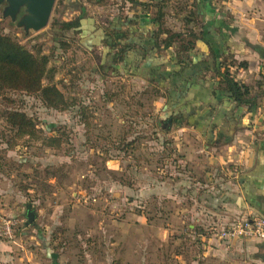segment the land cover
Instances as JSON below:
<instances>
[{
    "label": "rangeland",
    "instance_id": "374dc122",
    "mask_svg": "<svg viewBox=\"0 0 264 264\" xmlns=\"http://www.w3.org/2000/svg\"><path fill=\"white\" fill-rule=\"evenodd\" d=\"M133 1L55 0L39 31L19 26L25 8L14 20L4 14L8 3L0 6V35L36 59L46 58L43 84L58 90L64 102L50 106L41 94L20 89L27 82L0 79L18 87L0 90V264H264V254L237 253L217 236V229L237 220H217L215 210L202 205L219 193L204 194L203 187L189 193L191 177L200 175L182 160L188 141L202 153L200 135L185 127L189 117L169 107L170 97L184 102V96L177 98L183 80L172 79L179 88L170 96L124 64L116 71L102 68L109 59L102 43L107 29L128 32L130 26L153 43L152 30L145 29L155 28L159 10L156 29L163 42L202 24H186L191 0H145L144 9ZM81 10L83 28L60 32L57 21L74 20ZM174 51L160 55L170 61ZM165 63L160 72L171 70ZM12 69L0 66L6 75ZM194 71L198 78L209 75L205 68ZM31 74L21 69L19 76L27 80ZM260 108L262 123L256 126L264 135V103ZM9 111L24 113L42 138L56 137L61 147L21 137L7 119ZM28 207L36 214L29 226Z\"/></svg>",
    "mask_w": 264,
    "mask_h": 264
},
{
    "label": "crops",
    "instance_id": "0c3cea01",
    "mask_svg": "<svg viewBox=\"0 0 264 264\" xmlns=\"http://www.w3.org/2000/svg\"><path fill=\"white\" fill-rule=\"evenodd\" d=\"M191 2L195 4L198 23L202 21L193 29L202 33L204 40H197L194 51L187 57L190 65L186 69V78L180 79L184 83L182 94L177 95L181 99L184 96V102L178 103L173 97L169 106L175 113L184 112L190 118L185 127L200 135L202 153L195 152V141H188V153L182 160L200 175V178L191 177L189 193H196L198 188H205L204 194L219 193L220 196L202 202L215 210L217 220L264 217V135L256 126L258 122L262 123L257 117L264 103V0ZM153 29L148 27L145 31L149 33ZM171 50H175L172 56L177 59V48ZM162 57L154 54L146 59L162 63L165 61ZM226 59L235 60L236 77V65L247 64V68L239 69L238 77L251 88L252 96L256 98L255 106L236 104L226 88L217 82L211 68L214 61L219 63ZM197 67L209 70V75L196 77L193 73ZM171 69L174 75L179 68L171 66ZM227 243L237 247V253L260 254L263 259L264 243L257 239Z\"/></svg>",
    "mask_w": 264,
    "mask_h": 264
},
{
    "label": "trees",
    "instance_id": "16d2710c",
    "mask_svg": "<svg viewBox=\"0 0 264 264\" xmlns=\"http://www.w3.org/2000/svg\"><path fill=\"white\" fill-rule=\"evenodd\" d=\"M126 1L129 3H134L133 0H125V2ZM139 2H141L140 4L143 9L148 8L149 4L143 3L145 2V0H140ZM155 3L157 5L161 4L162 0ZM191 7L193 12H191L190 14L193 17H191V15L187 16L188 19L186 21V24L189 23V25L198 22V15L195 10V4L191 5ZM161 17L162 13L161 10H159L157 19L153 20V24L155 25L151 37L153 44H148L146 40L142 39L135 33L133 28L129 29V32H124L117 29L105 30V34L102 37V43L104 46V54L109 59L105 60L108 62V65H103L102 68H104L106 71L109 68H112L113 71H116L121 64H124L125 66H127L125 70L129 71L130 69H132L133 73H135L136 75L143 76L144 78H151L152 82H156L160 85V91H163L162 87H166L168 94L171 96L173 94L172 92L176 91L179 88V84L174 83L171 77L173 76V79L177 80L186 78V69L188 65H190V63H188L189 59L187 58L188 54L194 51L195 42L197 40L204 39L202 38V33L200 34L194 29H190L187 30V34L189 36H187V34L185 33L181 34L178 33L179 31H175L176 34H171L169 38L165 42H163L160 39L161 28L159 27V29H156V25L160 23ZM85 18L86 15H84V11L81 10V15L74 20L68 22L57 21V25L60 29L59 31L65 33L69 30H81L83 28L82 24ZM191 18L192 20H190ZM174 47L177 48V59L172 56L173 54H171L170 61L164 59L165 61H163L159 65H147L146 58H148V56L161 54L163 53V51H169ZM128 54L133 55L131 56V59H128ZM165 62L170 64V68L171 66L179 68L176 69L174 75L172 73V69L169 72H167L166 70H164L163 72L159 71L161 68H164L167 65ZM172 63H174V65ZM234 63L235 60L229 61V59L223 60L219 63L214 61V66L211 68L214 72V77L217 79V82L220 86L226 88L232 101H234L238 105L253 107L256 104V98L252 96L251 88L244 84L238 77L240 76L238 72L239 69L247 68V64L242 62L236 65V77V72L234 71ZM2 64L10 65L13 67V69L10 71L9 75L3 74L0 70V79L13 77V82L15 83L21 81H24L25 83L27 82V84L23 85L20 89H24L23 91H26L29 94H41L43 100L50 106L58 107L61 106L62 103H64L62 101L63 96L59 93L58 90L51 87H46L43 84L44 74H48L46 69L48 64L46 58H42L41 60L36 59L34 55L26 51L23 47L0 35V66ZM21 69L31 72V78H28L27 80L21 78L19 76ZM154 71L156 72L155 74H153ZM154 76H156V78ZM13 82L10 81L8 83L0 81V90H2L1 87H3V89L5 90L7 88L18 89L16 84L12 85L14 84ZM50 94L52 95V97L49 96ZM7 114L9 123L17 129V131L22 135L21 137H31L32 139L36 140L42 138L40 135L41 130L37 129V124L27 118L24 113L18 111H9ZM179 114L183 116L184 112ZM186 116L187 115L185 114V117ZM42 140L50 147H54L57 149L61 147V144L59 143L60 139L56 137H43Z\"/></svg>",
    "mask_w": 264,
    "mask_h": 264
},
{
    "label": "water",
    "instance_id": "95a60500",
    "mask_svg": "<svg viewBox=\"0 0 264 264\" xmlns=\"http://www.w3.org/2000/svg\"><path fill=\"white\" fill-rule=\"evenodd\" d=\"M5 2L8 3L4 13L6 17L11 16L15 20L20 10L25 8L26 15L19 22V26L24 25L28 30L39 31L48 24L55 0H0V6ZM171 122L170 120L169 123ZM27 219V226L36 219L31 207H28Z\"/></svg>",
    "mask_w": 264,
    "mask_h": 264
},
{
    "label": "built area",
    "instance_id": "2783aa9c",
    "mask_svg": "<svg viewBox=\"0 0 264 264\" xmlns=\"http://www.w3.org/2000/svg\"><path fill=\"white\" fill-rule=\"evenodd\" d=\"M13 232V229L9 227L5 231V234L11 239L14 235ZM217 235L221 240L227 242H233L240 239H257L264 243V217L245 216L238 218L231 225L219 229Z\"/></svg>",
    "mask_w": 264,
    "mask_h": 264
}]
</instances>
